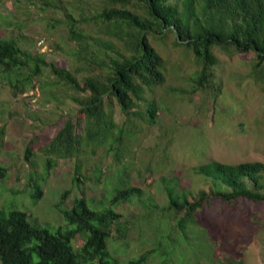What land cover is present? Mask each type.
I'll use <instances>...</instances> for the list:
<instances>
[{"label": "rangeland", "instance_id": "1", "mask_svg": "<svg viewBox=\"0 0 264 264\" xmlns=\"http://www.w3.org/2000/svg\"><path fill=\"white\" fill-rule=\"evenodd\" d=\"M120 6L114 0H0V37L15 40L80 80L89 73L82 70L83 59L69 39L68 15L77 29L103 39L98 49L94 41L88 48L104 60L105 48L111 57L117 56L116 49L129 53L124 40L107 33V22L99 18L103 9ZM125 7L142 12L134 2ZM148 38L163 58L164 81L145 89L134 108L142 115L132 114L123 124L120 145L126 150L119 159L106 146L87 147L77 157L58 158L48 166L46 145L64 120L78 112L74 91L42 65L38 75L31 74L33 62L9 72L0 67V165L6 169L0 180L1 210L25 211L31 223L50 229L64 226L55 205L69 204L75 196L108 203L114 187L122 185L125 169V184L140 192L114 206L126 222L124 235L113 232L108 241V264H135L130 261L147 251L137 264H264L263 201L211 197L183 234L172 226L177 216L167 212L164 191L169 181L179 190H208L210 182L193 168L210 160L264 163V63L254 67L252 51L213 47L212 75L198 83L200 64L191 51L174 43L171 32ZM148 101L157 106L154 123L143 114ZM110 110L122 124L115 100ZM36 182L40 194L34 199ZM73 243L77 247L81 240Z\"/></svg>", "mask_w": 264, "mask_h": 264}, {"label": "trees", "instance_id": "2", "mask_svg": "<svg viewBox=\"0 0 264 264\" xmlns=\"http://www.w3.org/2000/svg\"><path fill=\"white\" fill-rule=\"evenodd\" d=\"M114 1L122 6L103 9L99 18L107 22V33L124 40L128 54L116 49L117 56L111 57L105 48L104 60H99L97 53L88 46L94 41L95 49H98L97 42L103 39L77 29L72 15H68L71 19L69 39L77 46L75 55L83 59L82 70L89 73L80 80L68 69L45 61L42 55H32L22 49L15 40L0 37V67L4 72L21 70L33 62L31 74L38 75L42 65L74 91L71 99L78 106V112L64 120L46 145L44 152L48 155V166L55 165L58 158L77 157L87 147L106 146L117 159L120 158L126 150L120 145L123 124L131 121L132 114L142 115L134 108L137 101L143 99L145 89L164 81L163 58L148 36L162 38L171 32L175 36L174 43L191 51L200 64L198 83L212 75L211 67L216 62L213 47L229 53L252 51L254 67L264 63V0ZM131 2L138 4L142 12L127 9L125 5ZM111 48L113 45L108 49ZM107 58L109 61L106 62ZM112 100L120 108L122 124L115 120L110 110ZM156 111L155 102L148 101L143 113L146 121L154 123ZM30 150L29 146L25 149L26 160ZM193 170L210 182L208 190H179L171 181L164 186L165 208L177 216L172 226L183 234L195 224L196 212L205 202L209 203L211 197L227 202L237 197L264 202L262 162L229 164L210 160ZM5 172V167L0 165V180ZM124 172L125 169L120 172L122 185L114 187L108 203H94L84 196H75L69 204L55 205L64 219V226L50 229L31 223L25 211L4 212L0 208V264H108L111 260L108 241L116 233L121 237L124 235L126 222L125 216L114 206L137 197L140 192L139 188L125 184ZM32 189L35 199L40 194L37 182ZM76 238L81 240L77 247L73 243ZM146 253L130 262H142Z\"/></svg>", "mask_w": 264, "mask_h": 264}]
</instances>
